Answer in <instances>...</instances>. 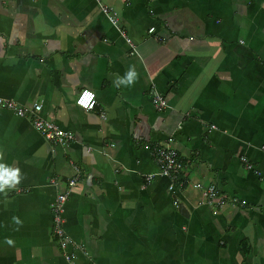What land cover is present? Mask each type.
I'll return each mask as SVG.
<instances>
[{
    "label": "crops",
    "instance_id": "1",
    "mask_svg": "<svg viewBox=\"0 0 264 264\" xmlns=\"http://www.w3.org/2000/svg\"><path fill=\"white\" fill-rule=\"evenodd\" d=\"M99 2L115 27L94 0H0V98L73 137L53 148L0 109V163L24 176L0 192V264H264V0ZM154 145L182 163L171 192ZM73 166L62 250L51 205ZM195 184L243 205H206Z\"/></svg>",
    "mask_w": 264,
    "mask_h": 264
},
{
    "label": "built area",
    "instance_id": "2",
    "mask_svg": "<svg viewBox=\"0 0 264 264\" xmlns=\"http://www.w3.org/2000/svg\"><path fill=\"white\" fill-rule=\"evenodd\" d=\"M94 1L98 4L102 15L112 26L115 27L117 24V19L113 14L110 13L108 7L101 5L99 0ZM151 31L152 29H150L148 32L150 33ZM126 43L129 44L128 41H126ZM85 91L88 90H80L76 94L73 103L77 108L83 111H91L94 107V95L91 101L84 100L83 94L85 93ZM150 101L154 111L157 113H161L167 107L163 96H161L159 93L152 92ZM0 109L11 112L17 118L27 119L32 128L37 131L40 136L53 148H64L73 140V137L70 133L59 129L53 123L45 121L40 117V104L32 103L29 108L25 109L21 106H18L11 100L0 98ZM209 129H213V127L210 126ZM261 149L264 150V147H262ZM150 156L154 163L157 165V176H162L167 179L168 185L166 187V191L171 192L174 188V185L178 183L179 175L182 171V163L178 160L176 152L168 145H154L150 148ZM241 162L245 164V160L243 158H241ZM72 168L74 171V175L66 182V192L56 195L51 205L53 235H55L57 239L58 247L62 250L66 249L67 242L65 239L66 237L64 230L62 228L61 213L63 212L62 209L66 201L67 191L75 185L79 176L77 167L73 166ZM245 168L247 170H250L251 166L245 164ZM155 176L156 174H148L144 177V181L148 183ZM192 188L200 193L206 205L223 209H226L235 204H239V206L243 205V202L238 203L235 199L227 201L223 197H220L216 194L215 188L212 185L201 188L200 185L195 184L192 186ZM70 258V255H64V260L67 264H70Z\"/></svg>",
    "mask_w": 264,
    "mask_h": 264
},
{
    "label": "clouds",
    "instance_id": "3",
    "mask_svg": "<svg viewBox=\"0 0 264 264\" xmlns=\"http://www.w3.org/2000/svg\"><path fill=\"white\" fill-rule=\"evenodd\" d=\"M136 79L137 72L134 68H130L123 77H116L114 79V84L116 87H120L122 85L128 87L132 86L136 82ZM93 95V93L85 91L83 98L84 100L91 101L93 99ZM23 178L24 176L18 167H11L6 163H0V192H4L6 187L14 188L16 185L20 184ZM16 223L19 224L20 221L16 219ZM7 243L11 244L12 241L8 240Z\"/></svg>",
    "mask_w": 264,
    "mask_h": 264
},
{
    "label": "water",
    "instance_id": "4",
    "mask_svg": "<svg viewBox=\"0 0 264 264\" xmlns=\"http://www.w3.org/2000/svg\"><path fill=\"white\" fill-rule=\"evenodd\" d=\"M177 210H178V213L183 215V216H186V212L184 210V208L180 205L177 206Z\"/></svg>",
    "mask_w": 264,
    "mask_h": 264
}]
</instances>
